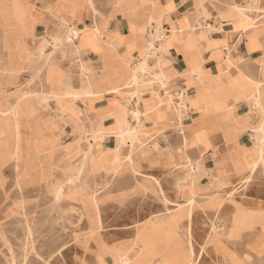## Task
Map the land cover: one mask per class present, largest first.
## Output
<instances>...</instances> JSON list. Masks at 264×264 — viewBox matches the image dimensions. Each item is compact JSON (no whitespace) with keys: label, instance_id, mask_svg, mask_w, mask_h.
Segmentation results:
<instances>
[{"label":"rangeland","instance_id":"374dc122","mask_svg":"<svg viewBox=\"0 0 264 264\" xmlns=\"http://www.w3.org/2000/svg\"><path fill=\"white\" fill-rule=\"evenodd\" d=\"M107 1L93 0L99 12L105 9ZM26 5L29 4L19 3L15 10L11 0H0V264H112L111 252L115 258L121 259L125 252L122 247H135L142 242L143 233L158 230L161 223L170 225L169 232L176 233L180 242L175 245L166 242L170 235L168 231L165 232L164 241L157 244L150 264H157L161 257L159 254L167 250L165 248L177 246L186 252L193 251L194 254L190 252V255L183 253L186 261L201 255L197 264H264V257L255 253L250 246L251 234L237 233L232 222L233 214L238 209L241 212L236 217L241 224L251 213L244 207L261 209L251 204L256 195L261 194L259 188L256 189L257 175H254L251 164L246 170L237 172L238 175L249 172L242 178V184L221 188L224 186L221 182L218 188L214 180H209L208 174H204L202 157L196 159L188 151L193 146L209 150L212 145L202 144L194 135L182 133V126L178 122H174L170 131L166 126L157 132L165 139L159 140V137L154 140L155 135L142 141L146 134V123L152 121L157 112L153 108L143 109L139 98L159 100V97H163L164 107L167 102L171 106L173 103L168 89L170 83L163 76V63L156 54H152L149 47L141 51L146 62L144 68L140 65L141 60L130 61L131 69L119 83L120 91L116 86L115 92L108 91V95L101 96L100 92L97 97L91 96L88 92L93 84L114 67L102 63L101 72L95 73L82 64L85 47L80 48L78 41L74 40L79 38L80 32L72 29L76 34L67 41L70 30L62 20L54 36L40 31L37 35L31 33L29 17L21 13ZM243 10L252 13L256 8L248 6ZM33 36L39 37H35L39 43L30 50L26 39ZM147 51L150 53L146 56ZM70 55L81 63L77 76L65 72L60 65V59ZM151 61H154L153 66ZM63 64L66 66V61ZM44 71L45 81L50 85V91L45 96L35 93L45 89L41 75ZM147 78L149 82L163 80L164 93L150 91L145 83ZM227 84H233L231 86L236 88L238 84L227 79V83L219 87L221 93L230 96L233 87L228 88ZM217 85L210 87L217 89ZM180 95L177 96L182 104L184 97ZM36 99L46 104L47 101L53 102L61 113H77L75 102L92 108L96 104L101 105L95 110L99 127H93L91 135L87 134L83 138L85 151L78 153L79 148L75 147L68 155L70 157L58 152L51 160L41 158L40 174L35 173L34 169L40 154H51L47 142L34 141L35 151L32 153L35 157L29 160L25 157L28 154L25 149L31 143L25 139V131L31 127L27 123L35 112ZM46 107L42 106V109H50ZM115 108H118L115 118L122 111L124 120L129 121L126 125L131 129L128 132L130 135L124 140H121L116 126L107 127L106 122ZM261 113L264 115V110ZM102 130L108 131L106 136L111 135L112 138L104 141ZM252 131L257 135V142L248 148L249 151H256L260 155L263 151L258 167L264 159V148L261 147L263 141L260 140V135H264V125ZM234 144L229 148L230 151L236 148ZM105 145L114 147L108 150L104 149ZM51 161L55 173L48 168ZM215 161L214 171L218 169L214 175L216 179L221 177L222 172L217 165L220 159L215 158ZM24 165L34 173H22ZM210 165L207 164L208 167ZM88 167L93 172L101 169L103 174L89 173ZM209 185L213 190L200 188ZM177 192H187L180 204L172 203L177 202ZM222 197L238 201L244 207L238 202H234L231 207L224 206L225 199ZM72 202L79 205H72ZM197 208L216 212H197L194 216ZM189 210L192 211L190 220ZM134 217L136 226L133 240L129 244L116 243L124 238L117 229L132 224ZM179 217L176 222L175 219ZM154 218L157 221L151 222ZM245 243L248 244L245 253L239 254L238 249ZM119 247L121 249L118 250Z\"/></svg>","mask_w":264,"mask_h":264},{"label":"crops","instance_id":"0c3cea01","mask_svg":"<svg viewBox=\"0 0 264 264\" xmlns=\"http://www.w3.org/2000/svg\"><path fill=\"white\" fill-rule=\"evenodd\" d=\"M19 3L29 4L21 13H26L29 17L31 33L35 32L37 35L40 31L54 36L59 31L58 25L62 20L61 22L68 26V29L80 32L79 38L74 40L78 41L80 48L85 47L81 57L82 64L95 73L101 72L102 63H109L115 68L101 75L93 84L101 92V96L108 95L110 89L121 85L119 83L131 69L130 61L139 59L141 67L146 66L141 51L144 52V49L149 47L151 53L156 54L158 60L163 63L162 73L170 83L168 89L173 103L167 111V118L162 119V115L157 113L152 121L146 123V134L142 141L145 142L148 137L155 135L157 136L154 140L159 137V140L165 139L166 137H161L157 131H161L166 126L170 131L176 121L180 127H184V133L194 135V138L202 144L212 145L209 150L197 146L188 150L196 159L202 157L204 174H208L209 180H214L218 188L221 182L224 183L221 188L242 184V178L249 172L243 175H238L237 172L246 170L250 164L252 166V161L254 163L260 157L256 151L251 152L248 149L257 142V135L252 129L264 125V115L260 111L261 108L255 104L259 90L264 95V86L260 88L257 86V83L264 79V0H109L105 9L100 12L94 6L93 0H19ZM248 6H253L256 10L252 13L245 12L243 9ZM99 13L101 16L98 15ZM35 37L26 39V45L30 50L39 43ZM150 51L146 52V56ZM65 61L66 66L63 64ZM77 61L76 57L70 55L61 58L60 65L65 72L77 76L81 64ZM153 62H150L152 66ZM115 65L119 67L116 68ZM44 73L41 72L45 89L42 92L38 90L35 92L37 94L44 95L50 91ZM227 79L238 84V87L227 84L228 88L233 87L230 91L231 95L227 97L226 105L220 108L218 102L213 100L212 94L214 90L227 83ZM145 83L150 91L164 93L161 79L159 82H149L147 78ZM214 84H218L217 89L210 87ZM179 93H181L180 97L183 95L185 100L187 98L190 100V106L181 123L177 118V107H180L182 101L177 96ZM140 99L143 109L153 108L158 101L146 97ZM34 102L35 112L27 123V125L31 124V127L25 131V139L31 142L28 148L25 147L28 151L25 157L27 156V160L35 157L32 153L35 151L34 141L47 142L51 154H46L47 156L40 154L34 169L35 173L40 174L42 168L40 164L44 159L51 160L58 152L65 153L67 157L75 147L79 148L78 153L85 151L82 146L83 138L87 134L91 135L93 127H99L100 122L95 110L101 105L96 104L92 108L84 103L75 102L77 113L72 111L61 113L53 102L47 101L46 104L37 99ZM42 106L43 108L49 106L50 109H45L46 114ZM116 113L118 108L114 109L111 118L107 120L108 128L112 126L117 128L114 117ZM132 122L136 123L134 120ZM59 124H63L61 128ZM110 136H106L105 140L112 138ZM260 140L263 141L264 148V135H260ZM178 141H180L179 137ZM233 144L236 148L230 151L229 148ZM112 147L114 146L105 145L104 149L110 150ZM41 158L43 160H40ZM205 158L208 160L205 161ZM215 158L220 159L217 165L222 172L221 177L216 179L214 175L218 169L214 171ZM208 163L212 165L208 167ZM54 167L51 161L48 168L52 173L56 172ZM30 169L25 166L22 173H34ZM256 169L254 174L257 175L258 182L256 189L259 188L261 194H257L251 204L261 209L246 208L238 201L222 198L225 199L224 206L231 207L234 202H238L246 211H251L249 217L253 218L255 223L249 228L236 229V232L251 234V248L264 257V198H262L264 159ZM89 173L102 175L103 171L100 169L93 172L89 168ZM200 188L213 190L210 185ZM185 195L187 196V192H177V202L172 203H182ZM72 205L79 204L72 202ZM230 209L232 211V208ZM197 212L216 211L197 208L194 216ZM179 219L180 217L175 221ZM131 221L132 224L117 229L124 238L116 243L129 244L133 240L135 217ZM170 227L167 223L161 225L162 230L164 229V237L167 231L170 235L168 239L166 238V242L175 245L180 239L176 233L169 232ZM247 245L243 244L237 252L243 255ZM130 248L132 246L122 247V249ZM165 249L167 250L159 254L161 257L157 260V264L164 259L166 264H177L180 253L190 255L191 252H186L179 246Z\"/></svg>","mask_w":264,"mask_h":264},{"label":"bare ground","instance_id":"6f19581e","mask_svg":"<svg viewBox=\"0 0 264 264\" xmlns=\"http://www.w3.org/2000/svg\"><path fill=\"white\" fill-rule=\"evenodd\" d=\"M9 1V0H8ZM23 1H26V0H23ZM11 4L14 6V9L16 10V6L18 7V4H19V0H11ZM11 6V5H10ZM117 6V5H116ZM94 9V8H93ZM97 15V14H96ZM95 15V16H96ZM99 15V14H98ZM101 16V15H100ZM256 19V18H255ZM96 20V19H95ZM70 30V29H69ZM65 31V30H64ZM73 32V33H72ZM67 34V33H66ZM76 34V32L72 31V29L70 30L69 32V35H68V38H67V41L68 39L69 40H72V38L74 37V35ZM58 42V41H57ZM37 50V48H36ZM58 51V50H57ZM56 53V52H55ZM52 55V53H51ZM47 57V56H46ZM45 57V58H46ZM42 58V56H41ZM44 61V60H43ZM46 63V61H44ZM42 63V61H41ZM49 66V65H48ZM47 66V67H48ZM43 67V65H42ZM40 68V67H39ZM142 68H144V66H142ZM53 70V68H51ZM145 71V69H143ZM43 71V69H42ZM45 72V71H44ZM146 72V71H145ZM140 73V72H138ZM200 75V74H199ZM141 76V75H140ZM144 76V75H143ZM136 77V76H135ZM140 78V77H139ZM152 78V77H151ZM140 80V79H139ZM137 81V79H136ZM143 81V80H142ZM163 81V80H162ZM165 81V80H164ZM264 81L260 82V83H257V86L258 88H260L261 86H264ZM135 83V82H134ZM166 84V82H165ZM120 86H118V90H119ZM121 89V88H120ZM115 88L114 89H111L109 91H114L115 92ZM120 91V90H119ZM97 93H100V91L98 90V88L96 86H92L91 87V91L88 92V94H91V96H96L97 97ZM70 94V93H69ZM82 95V94H81ZM79 95V96H81ZM45 96V95H44ZM78 96V95H77ZM229 95L226 94V93H221L220 90H214L213 91V94H212V97L213 99H215L218 104H219V107L222 108L226 105V101H227V97ZM182 97H184L182 95ZM185 98V97H184ZM165 99V98H164ZM255 104L258 105L259 108H261L260 111H263L264 109V95L261 93V91L259 90V93L257 94L256 98H255ZM139 102H140V105L142 106V99L139 98ZM166 103V102H165ZM170 102H167L165 107H164V101H163V97H159V100L157 101V103L153 106V110L156 111L157 113H160L162 115V119H165L167 118V111L168 109L171 108V104ZM11 105V104H10ZM169 105V106H168ZM190 106V100L189 98H187L186 100L184 99V101L182 102V104H180V108L177 109V117H179L180 119H178L180 121V123L182 122L183 120V114L186 113V110L189 108ZM202 106V105H201ZM217 107V106H216ZM232 107V106H231ZM166 108V110H164ZM9 110V109H8ZM176 110V109H175ZM116 119L118 121V126H117V129H118V132L119 134L121 135V140H124L126 138V136L130 135L128 134V132L130 133L131 129L129 126H127V122L129 123V121L127 120H124V113L121 111V113L117 114L116 115ZM2 130V129H1ZM19 132V131H18ZM157 132H160V131H157ZM184 132V127L182 128V133ZM15 133V131H14ZM108 131H104L102 130V134L103 135H107ZM139 133V132H138ZM94 134V132H93ZM4 135V134H3ZM19 135V134H18ZM99 136V135H98ZM104 136V137H105ZM96 137V136H95ZM103 137V140L105 141V138ZM136 137V136H135ZM89 138V137H88ZM95 141V140H94ZM103 143V142H102ZM133 143V142H132ZM263 143V142H262ZM263 145V144H262ZM103 146V144H102ZM263 147V146H261ZM109 150V149H108ZM88 151H90L88 149ZM107 151V150H106ZM88 153V152H87ZM86 154V153H85ZM92 154V153H91ZM262 156H263V151L261 150V155L259 157V160L262 159ZM261 161V160H260ZM260 163V162H259ZM257 165H258V161L252 163V171H255L256 168H257ZM249 177V176H248ZM251 177V176H250ZM191 180H192V177H191ZM246 180V179H245ZM250 179L248 178L247 181H249ZM71 182V181H70ZM69 182V183H70ZM244 182V181H243ZM249 183V182H248ZM238 184V183H237ZM179 189V188H178ZM207 197V196H206ZM204 197V198H206ZM193 200V199H192ZM190 202V201H189ZM196 202V201H195ZM199 202V201H198ZM206 202V201H205ZM166 203V202H165ZM200 203V202H199ZM87 204V203H86ZM173 205V204H171ZM199 205V204H198ZM173 211V210H172ZM171 211V212H172ZM190 212V213H189ZM191 210L188 211V218L190 220V215H191ZM241 212L240 209H238L234 214H233V219H232V222H233V226L234 228L236 229H240V228H249L252 226V224L255 223V220L251 217H246L244 220H243V223L244 224H241L239 223V220L237 219L236 217V214ZM159 216V215H157ZM174 216V215H173ZM153 217V216H152ZM172 217V216H171ZM160 218V217H159ZM162 219V218H161ZM165 219V217H164ZM150 221V220H148ZM157 221V218H154L151 220V222H156ZM161 225H163L162 223L159 225L158 227V230L156 231H150L148 230L146 233H143L142 234V242L139 243V244H136L135 247H132L130 249H125V252L123 253L121 259H117L114 257V254L111 252V262L112 264H148L150 262V260L153 258V254H154V250L157 246V244L162 241L164 239V231L162 230L161 228ZM182 226V225H181ZM191 226V225H190ZM179 228V227H178ZM184 229V227L182 228ZM214 229V228H213ZM181 230V229H179ZM189 230V229H188ZM190 231V230H189ZM188 231V232H189ZM180 233V232H178ZM189 234V233H188ZM191 235V234H190ZM189 240V244H191V240ZM7 242V241H6ZM160 246V245H159ZM110 247V246H109ZM189 247V246H188ZM192 247V244L191 246ZM118 250L121 249V248H117ZM192 249V248H191ZM191 253H193V251L191 250ZM200 256H197L196 258L194 257L193 259L194 260H189V261H186L185 258H184V254L183 253H180L178 255V258H177V264H197L200 260ZM248 257V256H247ZM165 260V259H164ZM164 260H161L158 262V264H166V261Z\"/></svg>","mask_w":264,"mask_h":264}]
</instances>
